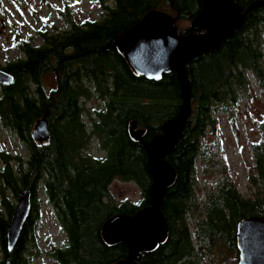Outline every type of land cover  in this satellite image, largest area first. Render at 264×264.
<instances>
[{"label": "trees", "instance_id": "obj_1", "mask_svg": "<svg viewBox=\"0 0 264 264\" xmlns=\"http://www.w3.org/2000/svg\"><path fill=\"white\" fill-rule=\"evenodd\" d=\"M256 1L236 0L243 7ZM99 2L101 17L81 23L68 6L59 8L58 17L67 29L39 31L40 45L16 35L13 46L20 56L0 65L14 76L12 84L0 85V127L18 138L27 155L0 151V264H31L41 256L40 194L66 239L62 247L49 243L46 251L58 264H112L125 258L127 245H107L103 225L115 215H133L150 204L148 157L142 144L132 140L129 124L137 120L146 141L163 132V124L182 104L178 74H166L159 81L138 77L118 48L102 53L153 10L168 14L178 33H189L191 25L179 28L178 23L192 22L204 0ZM263 33L264 5L247 12L243 24L217 51L204 52L187 64L193 113L167 157L178 174L163 205L169 237L155 251L140 253L141 264H229L228 256L233 261L238 255L239 223L264 217L263 140L253 144L252 196L243 195L226 173L213 182H200L197 176L198 163L205 173L210 166L225 169L216 116L223 109L231 111L229 106L250 91L251 78L264 86ZM48 74L55 77L52 87L45 82ZM92 97L101 104L90 110ZM44 116L50 138L38 142L32 132ZM261 125L264 130V120ZM93 137L103 153L92 152ZM116 179L135 182L139 201H118L111 191ZM26 189L31 191L32 212L11 252V196L17 198Z\"/></svg>", "mask_w": 264, "mask_h": 264}, {"label": "water", "instance_id": "obj_2", "mask_svg": "<svg viewBox=\"0 0 264 264\" xmlns=\"http://www.w3.org/2000/svg\"><path fill=\"white\" fill-rule=\"evenodd\" d=\"M263 5L264 0L247 7L236 0H204L203 9L191 22L187 34L178 33L175 21L168 14L153 10L102 53L118 48L132 72L149 80L159 81L164 75L177 72L182 90L179 112L163 124L161 134L146 141L143 137L146 131L137 129V120L129 124L132 140L140 142L145 148L153 182L147 207L133 215H115L103 225L101 233L107 245L125 243L128 248L126 257L112 264H141L138 260L140 253L153 252L168 240L169 227L163 205L178 174L167 157L180 142L193 113L192 84L188 78L187 64L204 52L217 51L243 24L246 13ZM13 82L14 76L0 69V85ZM32 137L38 142L50 138L47 116L36 123ZM31 212L32 195L26 189L18 195L10 219L7 240L9 251H14L18 244ZM238 249L239 264H264V217L251 216L239 223Z\"/></svg>", "mask_w": 264, "mask_h": 264}, {"label": "rangeland", "instance_id": "obj_3", "mask_svg": "<svg viewBox=\"0 0 264 264\" xmlns=\"http://www.w3.org/2000/svg\"><path fill=\"white\" fill-rule=\"evenodd\" d=\"M67 6L80 23L87 18L101 17L102 7L99 0H48L46 2L44 0H0V65L14 61L20 56L19 48L13 46L16 35L32 39L34 45H40L41 39L37 37L39 31L51 32L52 26L67 29L57 14L59 8ZM190 25L191 22L188 21L178 23L179 28H187ZM251 79L250 91L243 94L235 106H229L231 111L223 109L216 116L217 137L220 141L219 152L224 163L221 167L225 169L210 166L209 171L205 173L200 171L201 164L197 165V176L200 182H213L219 175L226 173L247 197L254 193V186L250 182L251 177L256 173L253 144L264 141V130L261 125L264 120V86L258 84L255 79ZM45 82L47 87H52L55 84L54 75L48 74ZM87 104L92 110L101 102L96 97H92ZM208 138L214 140L212 134H209ZM98 146L97 138L93 137L92 152L103 153ZM0 151H5L12 156H27L18 138L2 127H0ZM111 191L118 201L125 199L139 201L141 197L140 188L133 181L116 179L111 185ZM40 196L43 217L37 224V236L42 254L31 264H58L48 257L46 251L50 249L49 243L62 247L66 239L48 203L44 201V196L42 194ZM17 199L18 197L11 196L15 206ZM228 259L229 264H236V260L231 261L229 256Z\"/></svg>", "mask_w": 264, "mask_h": 264}, {"label": "flooded vegetation", "instance_id": "obj_4", "mask_svg": "<svg viewBox=\"0 0 264 264\" xmlns=\"http://www.w3.org/2000/svg\"><path fill=\"white\" fill-rule=\"evenodd\" d=\"M237 250H238V255L237 258L235 257L234 260H238L236 264H239V260H240V253H239V249H238V243H237ZM8 264V263H7Z\"/></svg>", "mask_w": 264, "mask_h": 264}]
</instances>
